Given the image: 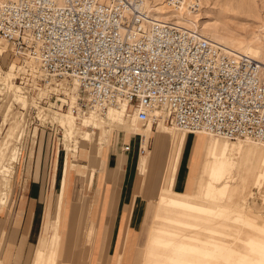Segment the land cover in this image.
<instances>
[{"label": "built area", "instance_id": "built-area-1", "mask_svg": "<svg viewBox=\"0 0 264 264\" xmlns=\"http://www.w3.org/2000/svg\"><path fill=\"white\" fill-rule=\"evenodd\" d=\"M146 1L0 3V61L32 62L14 82L29 97L44 90L39 104L57 112L124 105L142 127L162 120L190 135L264 143L263 65L156 18Z\"/></svg>", "mask_w": 264, "mask_h": 264}, {"label": "bare ground", "instance_id": "bare-ground-1", "mask_svg": "<svg viewBox=\"0 0 264 264\" xmlns=\"http://www.w3.org/2000/svg\"><path fill=\"white\" fill-rule=\"evenodd\" d=\"M8 1L13 0H0V3ZM185 1L188 3L186 5L193 9L195 0ZM149 3L150 0H147L146 8L151 11L152 7H150ZM164 13L159 12L157 14L164 15ZM156 18L169 21L170 16H156ZM177 20L175 23L178 25H181L185 28L194 29L198 31L203 37L215 41L216 43L223 45L234 52L248 55L249 57L261 63L264 69V25L257 33H252V36L250 39H248L231 34H225V32L223 33L224 30L222 28L225 25L221 28L220 26H222V24L219 26L218 24L210 23L203 25V27L198 29L197 23L194 24L192 21L189 22L188 20V22H183L184 19L180 17H178ZM0 51L5 52V44L1 40ZM5 63H8L6 61V56L2 59V64L4 65ZM13 63H16V60L10 61L7 65V68ZM23 64L26 65V69L35 68L33 63L30 61H26ZM15 70L16 68L14 65H12L8 71H5L0 67V101L4 99V102L6 103L5 106H3V104V107H0V115L2 117V121L7 123L9 126L5 136L0 139V209L7 205L10 197V179L7 176V171L9 170V172H13V165L20 164L23 158L22 147L20 148L19 146L23 137L25 136L24 125L21 124L24 117H22V114L19 112V116L17 115L16 111L12 112L11 105H17L20 110L26 111H29V108L31 107L36 110L37 118L42 124L47 123L51 124V126L57 125L61 128V140L64 144V151L66 155H72V158H74L72 162L68 160L66 161L61 176L60 189L58 191L55 206L56 208L54 211L55 213L53 215V219L51 220L54 225V241L52 247H49L47 238L44 237L40 240V245L37 249V252H34L33 255V264H60V256L58 254L60 234L58 229L56 230L55 227L59 228L63 218L68 217V212H70V217L74 215V210L69 207L71 192L70 189L73 184L74 177L84 173V168L81 169L78 166V155L80 153L81 142L90 146L88 150L89 157L92 155L93 149L95 150V155L102 157L106 152L109 151L111 140L114 136L112 134H114L116 131L122 133L124 141L129 142L130 144H132V139L136 135L141 136L140 152L137 156L135 170L137 169V174L140 173L141 175L145 176L144 182L142 181V190L145 193V190L148 187V176L152 160V152L149 149L150 139L152 137L155 138L158 135L161 138L168 136L170 137L172 145L175 133L181 131L163 123L162 120L158 121L154 127L151 124L146 127H142L136 121L134 116L126 115L124 105H122L120 108H109L102 115L95 113H78L75 115L71 114L70 111H53L49 108L41 106L39 101L35 98L26 95L24 89L14 82V80L18 78L21 68L16 70L18 74L15 72ZM72 90L73 94L71 95V100L73 102L76 99L75 86L72 87ZM43 95H46V93L44 90H41L39 92V98H41ZM28 113L26 112V115ZM157 115H159V113H157ZM138 124L145 129L141 130L138 128V130L135 131L134 127H137ZM2 125L3 123L0 125V130ZM155 127L157 128L154 130L153 128ZM89 128H92L93 130L91 131ZM182 133L187 134L186 132ZM195 135L197 137L201 136V138L198 137V139H196L192 145V154L187 160V173L183 186L185 189L189 188L190 192L181 193L180 191L176 190L175 186L172 189L164 187V180L168 166L167 160L160 186L162 192H159L158 194L156 210L153 214L154 220L156 222L153 228L155 236L153 241L151 238L152 236L149 237L150 239L148 241L146 253L143 255L141 264H212L210 259L212 253L210 252V245L204 242L200 243V246H198L195 244L196 237H191L190 235L196 233L197 231L195 230L197 229L204 231L203 229H207L206 227L211 228L217 224L214 223L212 226L211 224L202 225L200 223L201 219L199 217L189 218L185 214L175 210L167 211V206L190 209L203 207V205L199 206L198 204H194L193 201H197L196 197H198L201 199V202L205 204L204 200H207L203 196L205 192H210L211 196L209 198H211L212 203L219 200L222 202V204L224 203V206L235 209L234 212L230 210L233 212H231L230 215L237 220H252L258 218L264 219V214H260L261 212H259L256 205L255 209H253L248 205V199L245 198V201H243L244 197L239 195L241 194V191L243 192L247 190L246 183L249 176H252L253 178L259 174L264 175V143L241 139L236 141L213 140L215 137H211L206 134ZM198 150L204 151V154L198 157L195 153ZM71 164H76L78 168L74 170L71 169ZM187 175H189V177H187ZM238 177L241 179V183L236 182ZM196 188L201 191V194H196ZM254 190L261 193L260 197H262V201H264L263 183L260 181L255 182L254 189L251 193H253ZM92 210L93 205H90L84 217L81 219V222L83 223V232L80 238V246L84 247L85 249L84 256L81 257V259L87 264L91 259H94V248L92 243L88 240ZM127 210L124 209L122 212L120 234L116 241L112 255L110 256V260H106L105 253L104 260L101 261L100 264H134V256L135 254L137 256L138 253L136 235L139 224L137 229H134L130 225L127 226ZM70 221H72V218ZM73 221L76 220L73 219ZM67 232L68 234L65 238L67 240V246L69 247L66 250L67 253L70 250V254L68 253V262H66V264H71L70 260L77 261L79 257L76 255V240L72 245L71 241L73 240L70 237L69 231ZM254 232H257V234L252 235L245 243H242L240 254L238 253L240 259H233V264H264V228H255ZM209 234L211 237L217 236L216 232L214 231H210ZM133 237L135 238L133 248L129 253H124V246H126V244L129 245L128 242ZM0 264H2L1 259Z\"/></svg>", "mask_w": 264, "mask_h": 264}, {"label": "rangeland", "instance_id": "rangeland-1", "mask_svg": "<svg viewBox=\"0 0 264 264\" xmlns=\"http://www.w3.org/2000/svg\"><path fill=\"white\" fill-rule=\"evenodd\" d=\"M194 3L195 4L193 6V9L189 8L188 5H186L188 3L185 0H180V1L150 0L149 5L150 7H152L151 11L154 14H156L157 17L170 16L171 20L169 19V21L171 22L174 23L177 22L178 21L177 18L180 17L184 19L183 22L192 21L194 24L197 23L198 29L203 27V25H207L210 23L218 24L219 26L220 24H222V26H220L221 28L225 25L222 28L224 30L223 33L225 32V34H231L234 36L244 37L248 39H250L252 33L254 32L257 33L259 29L264 25V0H195ZM176 4L179 6H177ZM158 11L165 13L164 15L157 14L159 13ZM226 29L228 30V33ZM7 62L8 63H5L3 65L0 61V67L3 70L8 71L10 67L14 65L16 70H19L21 68L19 74L21 72L24 73V70L26 69L25 64L22 65V63L16 61V63H13L7 68V65L9 64L10 61L7 60ZM16 70L15 72L18 74ZM31 97L40 101L42 98L46 96L43 95L41 96V98H39V93L38 94L34 93L31 95ZM5 104L6 103L4 102V99H2L0 101V107L5 106ZM41 106L45 107L43 103ZM30 108L29 111L27 110L22 112L17 105H11L12 112L16 111L18 116L22 114V117H24L21 124L24 125L25 136L22 139V142L20 144L21 146H19L22 147V157H23L20 164L13 165L14 166L13 172L11 171L9 172V170L7 171V176L10 179V197L7 202V205L0 209V242H1L0 258L2 259V261L5 262V264H29V263L33 264L34 258L31 260V256L34 255V252H37V249L40 245V240L43 239L44 237L47 238V243L49 247H52L54 241V225L51 220L53 219V215L55 213L54 211L56 208L55 201L57 197H55V193L58 188V181L60 176L62 175L66 161L68 160L72 162L74 160V158H72V155L68 156L64 151V146H63L64 144L61 140L62 139L61 128L58 127L57 125H53L51 127V124H47V123L42 124L37 118L36 110ZM26 112L29 113L26 115ZM2 123L3 125L0 130V139L5 136L9 127L7 123H4V121H2V117L0 115V125ZM154 126L155 125H153V127ZM134 128L135 131H137L138 128H140L141 130L145 129L142 128L139 124L137 127ZM153 129L155 130L156 127ZM89 130L92 131L93 129L89 128ZM178 133L184 136L183 139H185V142H187V136H190V134H184L182 132H178ZM112 135L114 136L113 139L111 140L108 156L110 154H115V155L123 154L121 148H123V146L127 144V142L124 141L122 133L116 131ZM198 137L201 138V136ZM198 137L194 135V142L196 139H198ZM213 140H221V139L213 138ZM136 141L138 143V137L137 139H135V142ZM38 146H40L39 150H38ZM88 146H89L88 144L85 146V143L83 142H81L80 144V153L78 155L79 156L78 166L81 169L84 168L83 169L84 173L82 175L85 174L86 167L93 164L92 161H88L89 158L83 157V155L81 154L82 152L81 150L84 149L86 150V148L88 149ZM192 147L189 156L192 154V149H193ZM149 149L152 152V160H151L150 172L148 176V187L144 193L142 190V185L145 176L144 175L137 176L136 190H134L133 195L134 198L139 197L142 200L140 199L138 201V208L136 212L133 213V217H132V205L130 206L126 217L127 226L130 225L134 229L138 228V224L140 222L141 216L144 211L145 203L148 201H152L156 204L158 200V194L159 192L160 193L162 192L160 186H161L163 173L166 168L169 152L171 149L170 137L164 136V139H162L159 135L155 138L152 137L149 141ZM134 153H135V158H134V163H135L139 153L137 152V150H133L132 155H134ZM195 153L199 157L200 155L204 154V151L198 150ZM29 158L31 159L29 160ZM78 166L76 164L75 165L71 164L70 167L71 169L74 170L78 168ZM70 170L69 172L71 173ZM97 175L98 174L95 173V176ZM187 177H189V175H187ZM238 178L236 182L241 183V179ZM247 179H248L246 183L247 190L243 192L241 191V194L239 193L236 194H239L242 197H244L243 201H245V198H247L248 205L251 206L253 209H255V205H256L259 212H261L260 214L263 215L264 201H262V197H260L261 193L257 192L256 190H254L253 193L251 192L254 189L255 182L257 181L263 183L264 186V175L259 174L254 176L253 178L252 176H249ZM32 180L39 181L42 184L43 195L41 197L42 204L40 206V212L37 218L36 236L34 238L35 240L32 241V243L30 244H25L24 243L25 238L23 237L24 231L23 229L20 230V225L22 223L21 206L24 202V197L22 195L21 196L16 195L17 193L16 191L18 188L21 189L26 188ZM93 180L94 177L92 178L91 186L93 184ZM115 184L120 185V182L118 181ZM71 188L73 194L74 193L79 194V190L82 189L84 195L87 197L88 205H93V204L95 205L98 196L93 193L94 187L88 189L85 183V178L83 179L74 178V182ZM52 190H53V196L51 197ZM135 192H138L140 195L139 196L135 195ZM180 192L189 193L190 189L183 188V190ZM199 193L201 194V191L198 190V188H196V194ZM203 196L208 200V201L204 200L205 204L201 202V199H199L198 197H196L197 201H193L194 204H198L199 206L203 205V207L190 209V208L167 206V211L175 210L185 214L189 218L199 217L201 219L200 223L202 225L211 224L212 226V224L214 223L217 224L215 226L213 225L214 227L211 228L206 227L207 229H203L204 231H201V229H197L195 230L197 232L190 236L196 237L195 244L198 246H200V243H204V242L210 245V252H212L210 259L212 264H233L234 263L233 259L234 260L240 259L238 253L240 254V250L242 249L241 248L242 243H245L252 235L257 234V232L256 233L254 232V229L264 228V219L258 218L252 220H246V219L244 220L242 219L241 221L237 220L236 218L230 215V213L232 211L234 212L235 209L224 206V203L222 204V202L219 200H217V202L215 201L214 203H212L211 198H209L211 196L209 191L205 192ZM51 198L53 202V211H51L50 215H48L47 211L50 206ZM69 204H70L69 207L73 209V204L71 203V201L69 202ZM77 210L78 211L76 213V218H75L76 221L74 224V227L76 226L75 228L72 226L73 220L70 221L71 218H73L72 216L74 215H72L70 219H68V217L63 218V221L60 223L59 228L55 227L56 230L58 229L60 234V239L58 243L59 246L58 254L60 256L59 257L60 264H66V262H68L67 256L70 254L69 253L70 251L68 252L69 253L68 254L66 250L69 247L67 246V242H66L67 240L65 238L67 237L68 234L67 231H69L71 238L74 239L76 238V246H75L77 250L76 255L79 257L77 261L70 260V263L87 264L84 263L81 259V257L84 256V252H85L84 247L80 246V238L83 232V227H82L83 223L79 221L81 219L79 218V214L81 212L80 208H78ZM85 213L86 211L82 214L83 217ZM121 219H122V213L119 218H118V214H114L111 220H109L107 224L106 235H105V238L108 242L106 248L107 261L110 260V256L112 255L116 241L119 237ZM50 221L51 224L49 226ZM104 221H105L104 216L99 218V222H98L99 227L101 228L104 227L105 224ZM155 224L156 222L153 216L146 241L143 244V246H138L137 256L136 254L134 256V260H133L134 264L142 263L143 255L144 253H146V248L148 246V241L150 239L149 237L152 236L151 237L152 241L154 239L155 233L153 232V228ZM210 231L216 232L217 236L211 237L209 234ZM2 232H5V236H3ZM93 235H94L93 227H90L89 235H88L89 242L92 241ZM96 240H97V244L100 247L98 253H100L103 240L101 236H99L98 239ZM134 241L135 238L133 237L128 242L129 245L126 244V246H124L123 248L124 253L130 252V250L134 246ZM74 243L75 242H73L72 245ZM92 245L93 247L95 246V237L92 241ZM103 260L104 258L98 257L95 260L91 259L88 264H95L96 261L98 262L97 264H100V262Z\"/></svg>", "mask_w": 264, "mask_h": 264}, {"label": "crops", "instance_id": "crops-1", "mask_svg": "<svg viewBox=\"0 0 264 264\" xmlns=\"http://www.w3.org/2000/svg\"><path fill=\"white\" fill-rule=\"evenodd\" d=\"M157 128V127H156ZM120 133V132H119ZM185 134V133H184ZM138 137V143L135 142V139ZM180 133L176 132L174 140L171 145L170 155L168 159V166L166 170V177L164 180V187L172 189L174 186L177 191H182L185 181V176L187 173V160L188 156L194 142V135L187 136V142L183 139ZM164 139V137L162 138ZM140 138L138 135L134 137L132 140V144L127 142L126 145L130 146V152H123V154L115 155L109 154V151L106 152L102 157L99 155H95V150L93 149L92 155L88 156V149L81 150V154L83 157L89 158L88 161H92V165L86 167V171L84 175H76L74 178H85L86 186L89 188L94 187V194L98 196V199L93 204V210L90 217L89 228L93 227L94 235L92 241L95 237V246L94 248V260L96 258H104L106 253V248L108 242L105 238L107 224L109 220H111L114 214H118V218L120 217L123 210H129L130 206L133 205V213L136 212L138 208V201L141 199L139 197L134 198L133 192L136 190V180L137 176L141 175L137 174L135 170L134 158L135 153L132 155L133 150H137L140 152ZM40 142V141H39ZM86 146V145H85ZM123 146V147H124ZM38 146V150H39ZM31 158H29L30 160ZM98 175L95 176L94 174ZM183 173V174H182ZM164 174V173H163ZM183 175V176H182ZM62 176V175H61ZM61 176L58 181V188L55 193V197L58 196V191L60 189V181ZM79 176V177H78ZM94 177L93 184L91 186L92 178ZM163 179V177H162ZM55 180V177H54ZM120 182V185L115 184L116 182ZM74 182V179H73ZM118 185V186H117ZM91 186V187H90ZM16 195L23 196L24 202L21 206L22 212V223L20 225V230L23 229V237L25 238L24 243L30 244L34 241L36 236V228H37V218L40 212L41 206V197L43 195V186L39 181L32 180L26 188H18L16 191ZM135 195L139 196L138 192H135ZM53 196V190L51 193V197ZM142 200V199H141ZM57 201V199H56ZM55 201V205H56ZM70 201L73 204L74 216L72 220L76 218L77 209L80 208L79 218L82 219V214L84 211L88 210V200L84 195L83 190H79V194H73L72 188L70 192ZM127 210V211H128ZM156 210V204L152 201H148L145 203L144 211L140 219L139 228L136 235V244L137 246H143L146 241L147 234L149 231V227L152 223L153 214ZM51 211H53V202L52 198L50 201V206L47 211L48 215H50ZM105 217L104 227H99V218ZM70 217V212H68V219ZM133 217V215H132ZM81 219L79 221H81ZM75 221H73L74 227ZM80 223V222H79ZM79 226V224H78ZM3 236H5V232H2ZM101 236L103 242L101 246L100 253L99 245L97 244L98 237ZM71 244L75 242L76 238H71ZM91 241V243H92ZM1 243V242H0ZM71 248V247H70ZM70 251V250H69ZM70 253V252H69ZM33 255V253H32ZM34 257L31 256V260ZM1 259V258H0ZM30 260V262H31ZM2 261V259H1ZM98 262L96 261L95 264ZM2 264H5L2 261ZM30 264V263H29Z\"/></svg>", "mask_w": 264, "mask_h": 264}]
</instances>
